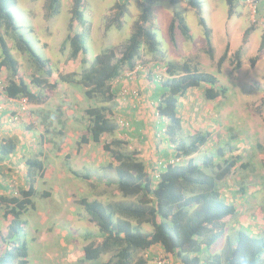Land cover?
Segmentation results:
<instances>
[{"label":"trees","instance_id":"1","mask_svg":"<svg viewBox=\"0 0 264 264\" xmlns=\"http://www.w3.org/2000/svg\"><path fill=\"white\" fill-rule=\"evenodd\" d=\"M124 1L114 5L113 11H116L105 25V34L113 26L116 29L122 28V19L128 12L127 3ZM176 2L178 1L169 0L170 4ZM186 2L199 16L198 23L205 37V49L212 58V31L201 17L203 2ZM154 3L153 0H141L140 14L134 21L132 32L119 55L113 49H106L95 56L79 77L75 73L59 75L61 82L81 86L86 99L93 100L100 95L103 102H111L115 98L111 85L124 70L133 71L145 63L149 66V72L159 66L163 71L162 76L148 73L147 79L154 86L151 96L155 102L154 115L165 123L158 133L159 145L157 144L153 152L164 161L158 160L162 164L158 167L154 164L149 168L139 158L138 151L123 149L125 141L113 139L103 145V149L113 160L108 166L115 175L118 193L124 199L133 200L108 204L97 200H80L87 221L97 228L101 237L99 241L92 239L83 248V258L80 260L83 263L97 261L100 256L112 253L103 264H147L146 259L141 257L134 261L135 256L157 249L165 254V259L170 257L178 264H264V229L261 233H256L250 224L240 222L238 229L230 228L228 220L240 213L241 205H235L229 197L221 194L224 184L222 186L220 183L235 168L238 158L231 157L229 149V155L225 154V142L224 146L209 149V132L186 127L181 115L180 99L187 98L191 89L201 91V96L206 101L223 97L226 89L219 84L216 76L200 71L189 60L176 61L160 50L153 28ZM84 4L85 0H71L68 33L62 45L68 46L70 60L80 57V62L86 65L87 49L80 28L81 24L86 25L82 22ZM226 4L227 16L231 18L236 11V0H226ZM60 8L61 0L45 2L49 17L58 15ZM20 28L9 10V0H0V71L5 69L8 74L3 78L2 95L10 99L26 98L28 102L38 103L39 98L30 91L28 84L19 75V64L13 57L7 38L13 43L14 49L25 54L34 66L36 74L31 79L32 85L53 89L55 83L49 84L48 81L52 70L48 60L36 53L23 39ZM176 31L183 34L185 41L190 40V29L185 17L174 11L168 25L172 44H175ZM251 31L252 27H249L245 36ZM263 50L264 29L257 54L251 64H255ZM243 54L244 46H240L232 55L238 65ZM144 57L148 58L145 59L147 61H144ZM227 57L228 49H225L217 62L218 72ZM39 73L43 76L38 75ZM76 76L78 79H75ZM85 113L89 119L86 128L88 136L81 137L79 146L91 142L98 144L103 135H113L116 132L117 124L109 119L105 107H89L85 109ZM15 143L10 138L0 141V161L4 163L6 160L3 158L15 151ZM160 143L163 147H160ZM203 147L208 148L209 156L203 157L199 164L193 156ZM257 149L264 156V147L257 145ZM170 160L179 163L172 164L169 163ZM26 164L28 187L19 191V197H0V202L5 204L3 218L10 221L0 250V264H27L26 244L16 245L12 238L22 232L21 215L28 207L34 208L31 201L36 193L33 183L36 173L43 177L44 168L42 161L36 158L28 159ZM242 167L245 168L246 165ZM245 190L239 186L237 191L232 192V196L244 195ZM144 225L150 226L151 231L143 232L141 228ZM222 240L220 250L213 253L214 246Z\"/></svg>","mask_w":264,"mask_h":264},{"label":"rangeland","instance_id":"2","mask_svg":"<svg viewBox=\"0 0 264 264\" xmlns=\"http://www.w3.org/2000/svg\"><path fill=\"white\" fill-rule=\"evenodd\" d=\"M201 1L203 2L201 17L209 27H216L217 30H220L230 24V22L225 23L224 19L227 12L225 0H219L212 8L216 9L213 18L211 10L209 12L207 10V0ZM263 2L264 0L260 3ZM61 3L60 14L54 18H48L50 22L57 25V27L53 25V28L56 27L59 33H43L42 27L34 29L37 33L31 32L30 24H32L33 15L37 16L42 13L37 3L30 7L28 0H19V6L11 10L15 22L21 27L19 32L23 39L31 45L36 53L48 60V65L52 70L48 81L49 84L55 83L53 89L37 88L32 85L31 79L36 74L34 66L25 54L14 49L13 43L7 38L13 57L19 64L20 77L40 100L38 103L29 102L23 124L14 125L12 130H19L22 133V140L27 135L29 139H32L34 147L42 150H45V147L47 150L51 149L48 154L45 152V158L39 159L43 163L44 177L36 178L35 189L38 194L31 197L34 208L28 207L21 215L22 232L19 235H13L12 240L19 246L23 243L26 244L27 264H103L112 256V253L100 256L97 261L83 263L80 260L83 258V248L92 239L96 238L99 241L101 238L97 228L87 221L80 200H97L103 204L133 200V198L124 199L118 193L115 175L108 166L113 160L105 152L103 145L113 139L125 141L126 145H123L125 151H138L139 147L141 149L138 151L139 158L149 168L154 164L157 166L162 164L158 160L154 161L159 156H156V159L148 156L150 149H148L147 143L151 137L153 138L150 135V126L148 130L145 127L144 132H131L130 117L132 116L119 109V101L121 99H128V101L137 99L133 101V104L137 103L136 108H132L133 115L138 117L140 113H144L142 98L144 91H133L131 82L133 83L137 79L135 77L148 80L147 75L148 73L151 75L152 72L162 76L163 71L159 66L153 70L150 69L149 72V66L143 63L134 76L128 77L123 74L120 82L112 87L115 93L113 101L103 102L100 95H97L93 100L86 99L81 86L75 83L61 82L59 75L75 73L79 77L81 71L88 68L95 56L106 49H113L119 55L132 32L134 21L140 14L141 0H132L130 4L126 1L128 12L122 19V28L116 29L113 26L107 34L104 31L105 25L109 18L115 14L114 5L121 1L85 0L82 22L86 25L81 24L80 28L87 49L86 65L80 62V57L70 60L68 46L62 45L68 33L66 24L70 16L67 11L70 1L68 3L67 0H63ZM257 6L259 5H256V9ZM154 9L153 28L160 44V50L176 61H183L184 58L189 57L185 60L197 65L200 71L216 76L219 84L226 89L225 95L214 101H206L203 96L198 100L195 99L193 108L187 107L182 119H184L186 127L209 132V146H207L209 149H217L218 146H224L227 143L225 154L229 155L227 152L229 149L231 157L238 158L235 168L220 183L222 186L224 184L221 194L229 197V200L235 205H241L240 213L228 220L229 226L238 229L239 222L250 224L253 227L252 230L261 233V230L264 229V156L257 149V145L264 147V50L256 59L255 64H251L254 57L248 56L242 60V63L240 62V65L233 60V52L230 57H227L218 72L217 62L224 50L220 49L217 44L218 49H213L211 58L205 48L199 47L205 37L202 27L198 23L199 16L195 12H186L180 6L172 7L168 1H160ZM174 11L185 17L186 24L192 33L191 43L186 44L187 40L185 41L183 34L176 31L175 44H172L168 25ZM254 11L257 12V10ZM42 20L44 19L42 18ZM237 21L238 17L235 15L232 22ZM91 29L96 32H91ZM258 29L261 33L262 27L260 26ZM259 36L257 38L258 45L261 39ZM255 52L257 54V51ZM145 59L148 58L144 57V61H147ZM7 75L5 69L0 71L1 80L5 79ZM78 77L76 76L75 79ZM125 78H131L128 79L129 83L124 84L123 79ZM136 88L140 89L139 86ZM134 92L136 94L133 95ZM180 101L182 100L180 99ZM94 106H103L107 109V115L117 124V130L113 135H103L98 144L91 142L88 145L80 144L79 146L78 142L81 137L88 136L86 128L89 119L85 109ZM190 115L194 116V121L190 119ZM27 119L30 127L26 126ZM121 119L123 122L129 123L128 129L120 130L118 120ZM207 147H203L193 156L197 163L201 164L203 157L209 156ZM31 155L29 147L23 145L18 154L13 152L3 158L4 160L13 159L15 168L21 177L19 178L20 182L23 179L28 182L23 162ZM153 155L151 153V156ZM243 165L246 167L243 168ZM8 171L12 170H6L5 166H0V174L7 182L8 191L13 195L12 197H18L22 182L19 183L15 174H13L15 178L12 180V175H8ZM206 172L210 174L209 171L206 170ZM239 186L246 189L244 195L232 196V192L237 191ZM43 191L51 193L50 196L43 197L41 195ZM6 199L9 198L6 197ZM4 205L0 202V250H2L10 222L3 218ZM141 230L147 233L151 231V227L144 225ZM222 244L223 240L214 246L212 252H218ZM140 257L146 259L147 264H157L159 260L164 264H178L170 257L165 259V254L157 249L137 254L134 261ZM12 264H17V262Z\"/></svg>","mask_w":264,"mask_h":264},{"label":"crops","instance_id":"3","mask_svg":"<svg viewBox=\"0 0 264 264\" xmlns=\"http://www.w3.org/2000/svg\"><path fill=\"white\" fill-rule=\"evenodd\" d=\"M19 0H9V10L11 12L12 9L17 8L19 6L18 4ZM70 4L68 5V13H70V8H71V0H67V2ZM118 1H124V0H118ZM128 2L129 4L132 2V0H125L124 2ZM155 3L153 4V11H154V16H155V9L154 7L160 2V1H168L169 0H153ZM178 2H176V4H171L172 7H176V6H180L182 9H184L186 12H192L193 10L188 6L186 0H176ZM219 0H207V4H208V12L209 10H211V16L212 18L215 16V12L216 9H212L215 7L216 3H218ZM251 2H253V6L254 8L251 6L250 3H248L246 0H236V11L235 14L229 18L227 16V12L225 15V23L226 22H230L229 25H227L226 27H223L220 30H217L216 27H210L211 31H212V35H211V44L214 50L218 49L217 48V44L219 45L218 47L220 49H228V57H230V55L235 52L240 46H244V54L243 56L240 58V62L242 63V60L245 57L248 56H252L255 57L256 56V52L259 45L257 43V38L258 36L261 37L263 29H264V2L260 3L262 0H250ZM30 7L33 6L34 3L38 4V7L41 8L42 13L41 15H33L32 18V24H30V29L32 33H37L35 32V28L36 27H42L44 29L43 33H59V31L56 29L57 25L53 24V22H50L48 20L49 18V14L47 13L46 9H45V2L46 0H37L36 2H33L32 0H28ZM61 2H63V0H61ZM226 2V0H225ZM62 4V3H61ZM262 4V5H261ZM227 5V4H226ZM256 5L257 9H256ZM62 7V5H61ZM62 8H60L61 10ZM259 9V11H258ZM203 10V7H202ZM254 10H257V12H255ZM194 12V11H193ZM12 14V12H11ZM60 14V13H59ZM237 15L238 17V21L237 22H232L233 17ZM13 16V14H12ZM56 17V16H54ZM54 17H50V18H54ZM14 21H15V17L13 16ZM42 18L44 20H42ZM70 19V16H69ZM244 19H246V21H244ZM42 20V22H41ZM241 20V21H239ZM16 23V22H15ZM17 24V23H16ZM68 24H69V20L66 24V27L68 29ZM18 25V24H17ZM53 25L56 26L55 28H53ZM262 27V32H259V27ZM65 27V28H66ZM252 27V31L245 36V31L249 28ZM90 30V29H89ZM91 32L95 33L96 30L91 29ZM259 34V35H258ZM190 40L186 41V44L191 43L193 38H192V33L190 31ZM199 47H203L205 48V40L201 43V45ZM252 54V55H250ZM173 59V58H171ZM185 59H189V57L184 58ZM179 61V60H177ZM137 79L134 80V82H131V86L133 87L132 90L133 91H137V92H141V90H143V94L144 96L143 98V108H144V113H140V115L138 117H135L133 114L134 112H132V108H136V104H133V101L137 100H129L128 99H121V101H119V109L123 110L125 113H129L131 114L130 116V121H131V132L134 133H139V132H144V128L146 127V129H149L150 126V135L153 136V138L151 137L150 140L147 143V147L148 149H150V154L148 156H150V158L154 157L156 159V156L153 155L151 156V153L154 154L153 150L157 144L159 145V141L156 139L158 137V133H160L159 131H161V129L163 128V125H165L164 121L160 120L159 118L155 117L154 115V100L151 99V96L153 95V89L154 86L148 81V80H144L143 78H138L135 77ZM131 78H125L123 79L124 84H127V82L129 83V80ZM137 86L140 87V89L136 88ZM202 93L201 91H197L196 89H191L189 91V94L187 96V98L185 99H181L182 101H180L182 108H181V115L185 114V109L188 108H193V103L195 102L194 100L197 99L199 97H201ZM201 100V99H200ZM17 104V101H12L9 98H7L4 95H0V141H4L7 140L8 138L13 139V141H15L16 143V149L14 151V153H19V151L21 150L23 145H27L29 147V150L32 152V155L29 156L30 157H38L37 159H43L45 158V152L48 154L49 151L51 149H46L42 150L39 149L37 147H34V143H32V139H29V137L26 135L25 138H23L24 140H22V133H20L19 130H12V127H14V125H9L8 124V116L12 113V110L15 108ZM153 116V118H152ZM190 119L192 121L195 120L194 116L190 115ZM145 118V119H144ZM183 118V117H182ZM25 120V116H22L20 121L16 124L18 125H22L23 122ZM184 120V119H183ZM27 123V127H30L29 121L27 119L26 121ZM15 124V125H16ZM29 124V125H28ZM191 126V125H190ZM17 139V141H16ZM41 140V139H40ZM161 146L163 147V144L160 143ZM37 145V143H36ZM38 145H41L40 143H38ZM146 146V145H145ZM47 150V151H46ZM138 151H141V149L138 147L137 149ZM161 150V148H160ZM25 159V162L29 159ZM157 160H161L159 157L158 159L154 160L155 162ZM164 161V160H161ZM24 163V168L26 167ZM0 165L1 166H5L6 170H12V171H8V175H12L11 179L13 180L15 177H17L16 179L19 181V178H21L19 176V173L17 172V168H15V164L13 162V159H7L4 163L2 161H0ZM13 168H12V167ZM156 166V165H154ZM158 167V166H157ZM26 169L25 168V173H26ZM15 174V177L14 175ZM24 174V173H22ZM156 174V173H155ZM44 177V175H43ZM22 182V183H21ZM19 181V183H21V190H24L27 188L28 184L26 185V180H22ZM9 187H11V185H9ZM51 193L47 192V191H43V193L41 195L43 196H50ZM13 195L10 194V191H8L7 189V182L3 179V177L0 174V197H12Z\"/></svg>","mask_w":264,"mask_h":264},{"label":"built area","instance_id":"4","mask_svg":"<svg viewBox=\"0 0 264 264\" xmlns=\"http://www.w3.org/2000/svg\"><path fill=\"white\" fill-rule=\"evenodd\" d=\"M246 1L248 3H250L251 6L254 8L253 2H251L250 0H246ZM139 69H140V66H137L136 68H134L133 71L127 72L125 74V76L132 77L139 71ZM120 79L121 78L119 77L117 80L114 81V83L119 82ZM2 87H3V79L2 80L0 79V94H2ZM134 94H136V93L134 92L133 95ZM18 104H19L18 110L14 111L12 114H10L8 116V120H7L8 124H14V123L18 122L20 117H21V115L26 112V110H27V101H26V99L25 98L20 99ZM118 126L123 129V128L127 127L128 124L126 122H123V120L121 119V120H118ZM169 163L177 164L179 162L170 160ZM157 264H164V262L163 261H158Z\"/></svg>","mask_w":264,"mask_h":264},{"label":"clouds","instance_id":"5","mask_svg":"<svg viewBox=\"0 0 264 264\" xmlns=\"http://www.w3.org/2000/svg\"><path fill=\"white\" fill-rule=\"evenodd\" d=\"M63 41H64V40H63ZM127 72H129V70H124V71L119 75V77L122 78V75H123V74L125 75ZM119 77H117L116 80H117ZM120 80H121V79H120ZM119 82H120V81H119ZM119 82H117V83H114V82H113L111 86L113 87L114 85H117ZM132 94H133V93H132ZM137 94H138V93H137ZM0 95H2V94H0ZM4 96H5V95H4ZM9 99H10V98H9ZM20 99H22V98H18V99H10V100H12V101H17V104H16L15 108L12 110V113H13L14 111H17V110H18V106H19L18 103H19V100H20ZM25 99H26V98H25ZM26 101H27V110H26V112H25L24 114L21 115V117H22V116H25L26 113H27V111H28V105H29V102H28L27 99H26ZM12 113H11V114H12ZM21 117H20V119H21ZM20 119H19V121H20ZM19 121H18V122H19ZM18 122H16V123H18ZM16 123H14V124H9V125L12 126V125H15ZM126 123H127L128 126H129V123H128L127 121H126ZM128 126H127L126 128H123V129H128ZM123 129L120 128V130H123ZM32 158H36V159H37L38 157H30L29 159H32ZM40 161H41V160H40ZM25 165H26V167H27L26 162H25ZM26 167H25V168H26ZM36 174H37V175H36V178H37V177H41V176H39V173H36ZM43 175H44V174H43ZM26 177H27V169H26ZM36 178H35L34 183H33V184H34V189H35V182H37ZM42 178H43V177H42ZM27 179H28V178H27ZM27 184L29 185V182L26 181V185H27ZM27 187H28V186H27ZM35 190H36V189H35ZM37 194H38V192H37V190H36L35 195H37ZM35 195H34V196H35ZM18 197H19V195H18ZM43 197H45V196H43ZM11 198H12V197H11Z\"/></svg>","mask_w":264,"mask_h":264}]
</instances>
